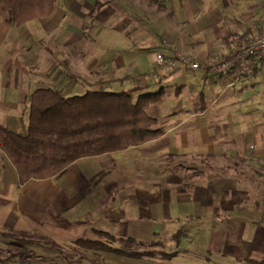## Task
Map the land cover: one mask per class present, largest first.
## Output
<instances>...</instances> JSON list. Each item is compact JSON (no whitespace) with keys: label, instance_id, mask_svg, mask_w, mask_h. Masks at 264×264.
Returning <instances> with one entry per match:
<instances>
[{"label":"crops","instance_id":"0c3cea01","mask_svg":"<svg viewBox=\"0 0 264 264\" xmlns=\"http://www.w3.org/2000/svg\"><path fill=\"white\" fill-rule=\"evenodd\" d=\"M50 12L19 25L0 9V126L25 133L34 89L72 95L118 82L163 88L146 110L162 133L100 155L99 173L87 171L90 158L83 157L59 175L22 183L0 149V253L12 246L2 234L23 231L62 248L49 264H131L74 240L98 239L99 231L163 246L154 230L159 218L158 232L182 236L183 247L175 244L185 253L264 264L261 224H251L246 239L207 236L228 231L238 212L264 214V61L227 76L179 63L154 75V65L145 68L156 53L173 50L200 61L228 56L264 29V0H56ZM95 72L98 83L90 80ZM49 212L60 214L58 222ZM7 252L0 264H23Z\"/></svg>","mask_w":264,"mask_h":264},{"label":"trees","instance_id":"16d2710c","mask_svg":"<svg viewBox=\"0 0 264 264\" xmlns=\"http://www.w3.org/2000/svg\"><path fill=\"white\" fill-rule=\"evenodd\" d=\"M55 1L0 0V9L8 22L20 25L49 15ZM145 89L146 85L136 84L118 91L98 86L72 95H64L52 87L32 90L27 103L25 133L18 134L0 126V149L13 165L17 183L56 176L80 158L113 153L159 137L162 129L155 126V118L146 110L150 104L161 100L164 91L162 87L155 91ZM49 213L53 221L58 222L60 214ZM95 233L100 238L80 236L74 243L83 249L127 257L154 254L151 250H130L127 246L142 243L131 238L122 239L126 245L114 247L112 234ZM2 236L12 244L13 256H23V264H31L24 262L31 259L29 245H56L53 239L32 232H6ZM178 236L176 234L174 239Z\"/></svg>","mask_w":264,"mask_h":264},{"label":"rangeland","instance_id":"374dc122","mask_svg":"<svg viewBox=\"0 0 264 264\" xmlns=\"http://www.w3.org/2000/svg\"><path fill=\"white\" fill-rule=\"evenodd\" d=\"M97 59H99V57H96ZM100 60V59H99ZM211 60V59H210ZM154 64H150V62L148 60H146L145 63V68H150L151 66H153ZM152 68V67H151ZM97 73V72H95ZM93 73V75L91 74L92 77H90V80L94 81L95 83H98L97 81H100L102 79L101 74L97 73L95 74ZM131 75V74H129ZM100 83V82H99ZM128 85V84H127ZM126 84L120 85V83H115L112 87H110L112 90L114 91H118L121 89H124L123 87L126 86ZM96 87V86H94ZM98 87V85H97ZM90 159L89 162L91 164H89L86 167L87 171H91V173H99V171H101V168L98 166L99 164V159H101L100 156H93V157H89ZM68 174V171L66 172V174L61 175L60 178H64L66 177V180L68 178V176H66ZM159 219V218H158ZM157 219V223L155 226V229L157 231V237L159 239H163L162 243L163 246L156 244V243H141V244H132L129 245L127 247H130V250L132 251H145V250H151V252H153L154 254H151L150 256H141V257H124L126 260H130L131 264H236V262L233 259V256L231 254H226L225 256H209L210 259L207 260L205 259L203 256L197 255L195 253L192 252H186L182 251L180 249H176V244L177 242L182 243L181 245H179L178 248L183 247V245L185 244L184 239L182 238V236L177 237V239H170V236L166 233L163 232H158L160 231L159 229L161 228V224L163 223L162 220H158ZM230 221V226L228 231H218L215 233H211L209 235V233L207 234V236H209V238H211L210 241H216L217 236L221 235L223 239H228L230 241H236L237 239H246L249 238L250 235V229H254L256 228V226L254 227H250L249 226L253 223L256 224H261V226H264V214H260V215H252L249 213L243 214V212L241 213H237V216L231 217L229 218ZM166 224V223H165ZM240 224H242V228L243 231L240 229H242L240 226ZM187 226V222H185V220L180 223L179 228H175V229H181L183 230V228H185ZM249 228V231H248ZM254 235H257L254 234ZM88 237H93L91 234H88ZM156 237V238H157ZM155 237H153L154 239ZM117 238L115 237L114 242L111 243L113 246H124L126 245L125 242L122 241H118L116 240ZM8 240V239H7ZM156 240V239H155ZM9 241V240H8ZM194 242V241H193ZM118 243V244H117ZM117 244V245H116ZM114 246V247H115ZM1 248V247H0ZM28 248V252L31 255V259H29L27 262L31 263V264H49L51 259L54 258L55 255L61 253L63 250L62 248H57V247H52L50 245H40L39 247L36 245H29ZM13 246H6V248H3L1 251H4L3 254L0 253L1 255H5L8 254L7 251H9L10 253L13 251ZM174 252L173 255L172 253L170 254V252ZM7 252V253H5ZM163 252L168 253L169 255H164ZM40 256V258H42L40 261L36 262L35 257L36 256ZM34 256V257H33ZM207 260V261H206Z\"/></svg>","mask_w":264,"mask_h":264},{"label":"built area","instance_id":"2783aa9c","mask_svg":"<svg viewBox=\"0 0 264 264\" xmlns=\"http://www.w3.org/2000/svg\"><path fill=\"white\" fill-rule=\"evenodd\" d=\"M153 60L154 66L150 75L166 68H173L176 63L191 70L206 68L221 76L240 75L252 70L258 62L264 61V29H258L249 39L237 43L231 53L225 57L200 61L180 50H173L165 55L156 53Z\"/></svg>","mask_w":264,"mask_h":264}]
</instances>
